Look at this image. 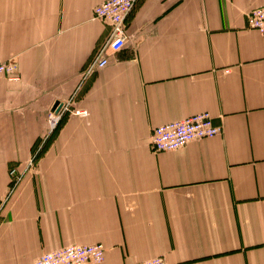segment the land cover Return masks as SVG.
Masks as SVG:
<instances>
[{
	"label": "crops",
	"instance_id": "obj_1",
	"mask_svg": "<svg viewBox=\"0 0 264 264\" xmlns=\"http://www.w3.org/2000/svg\"><path fill=\"white\" fill-rule=\"evenodd\" d=\"M106 0H0V264H33L68 245L102 244L95 264H264V0H138L123 48L94 18ZM109 64L85 78L98 50ZM226 70L229 72L226 73ZM208 112L216 137L154 152L156 127Z\"/></svg>",
	"mask_w": 264,
	"mask_h": 264
},
{
	"label": "built area",
	"instance_id": "obj_2",
	"mask_svg": "<svg viewBox=\"0 0 264 264\" xmlns=\"http://www.w3.org/2000/svg\"><path fill=\"white\" fill-rule=\"evenodd\" d=\"M138 0H106L94 9V18L110 22L112 32L107 47L112 51H118L125 45L127 40L126 22L133 12ZM249 28L264 35V6L251 11L248 15ZM104 49L98 50L89 65L85 69V78L95 71L104 69L109 60L104 55ZM229 71L226 70V73ZM0 76L18 79L16 65L2 59L0 56ZM75 113L87 117L85 109L73 108L72 101L62 102L60 107L49 111L47 115L48 130L46 135L39 141L33 154L22 169L12 167L10 170V186L6 198L0 203V211L7 201L20 187L29 173H34L38 166L40 153L47 146L48 141L59 129L65 114ZM223 128L216 125L213 117L208 112H202L182 120L173 121L156 127L151 137L150 147L158 152L175 151L188 143L197 140L209 139L222 133ZM106 249L102 244L92 245H68L45 252L35 259L33 264H95L102 263ZM139 264H167L161 257H155Z\"/></svg>",
	"mask_w": 264,
	"mask_h": 264
},
{
	"label": "rangeland",
	"instance_id": "obj_3",
	"mask_svg": "<svg viewBox=\"0 0 264 264\" xmlns=\"http://www.w3.org/2000/svg\"><path fill=\"white\" fill-rule=\"evenodd\" d=\"M44 151H45V150H44ZM44 151L40 153V156H39V159H38V163H39L40 159L42 158V155H43ZM33 152H34V151H33ZM32 154H33V153H32ZM38 163H37V164H38ZM11 168H12V167H11ZM11 168H10V170H11ZM37 169H38V167H37ZM37 169H36L35 171H37Z\"/></svg>",
	"mask_w": 264,
	"mask_h": 264
},
{
	"label": "water",
	"instance_id": "obj_4",
	"mask_svg": "<svg viewBox=\"0 0 264 264\" xmlns=\"http://www.w3.org/2000/svg\"><path fill=\"white\" fill-rule=\"evenodd\" d=\"M60 105H61V103H56V104L54 105V109L57 108V107H60Z\"/></svg>",
	"mask_w": 264,
	"mask_h": 264
}]
</instances>
